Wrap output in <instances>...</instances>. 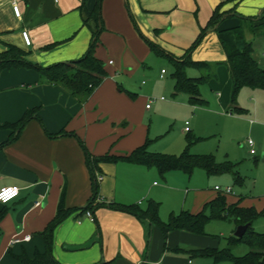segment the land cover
I'll list each match as a JSON object with an SVG mask.
<instances>
[{
	"label": "crops",
	"instance_id": "crops-1",
	"mask_svg": "<svg viewBox=\"0 0 264 264\" xmlns=\"http://www.w3.org/2000/svg\"><path fill=\"white\" fill-rule=\"evenodd\" d=\"M13 2L21 8V19L13 12ZM99 4L100 22L89 18ZM216 12L222 14L219 23L209 27L203 41L189 55L194 62L215 68L209 76L198 67L187 68V74L192 78L205 76L204 84L219 91L216 100L220 107L228 109L232 79L221 41L225 39L242 49L248 41L245 36L238 40L234 29H242L244 22L252 28L263 27L264 0H0V53L13 45L26 52L28 62L42 67L76 61L87 52L101 25L102 48L108 47V52H103L99 44L96 57L118 58L114 63H104L106 68L113 66L112 74L108 73L84 103L64 88L43 82L35 70H0V145L12 135L4 125L17 122L32 109H37L39 117L29 122L14 141L0 148V189L20 188L17 199L0 202V212H6L0 222V264H19L10 250L14 255L25 250L30 256L36 250L45 251L39 233L55 216L64 183L67 207H85L92 197L86 155L76 137L60 133H75L92 156L131 153L141 143L126 137V120H131L126 89L118 90L116 79L154 62L153 55L171 64L172 59H184ZM22 31L29 33L30 46L25 44ZM152 46L163 54L156 53ZM256 59L264 61V54ZM196 72L201 75L195 77ZM167 74H161V79L165 80ZM111 163L101 164L97 173V179L102 177L98 179L99 194L93 209L87 211L94 220L79 210L55 231L53 252L61 264H214L191 252L221 249L220 242L207 231L206 235H197L174 230L165 237L149 219L111 209L112 203L145 208V201L151 198L142 184L148 167L124 161ZM38 202L40 206H36ZM234 225L231 236L237 229ZM28 235L30 241L12 244L15 237Z\"/></svg>",
	"mask_w": 264,
	"mask_h": 264
},
{
	"label": "rangeland",
	"instance_id": "rangeland-1",
	"mask_svg": "<svg viewBox=\"0 0 264 264\" xmlns=\"http://www.w3.org/2000/svg\"><path fill=\"white\" fill-rule=\"evenodd\" d=\"M242 32L247 41L253 44L254 56L260 59L264 54V26L256 29L244 22ZM99 44L102 48V37ZM101 50L108 52V47L104 46ZM152 57L154 62L146 63L137 73L126 72L116 79V84L119 85L117 89H126V108L131 119L126 120V137L140 142L138 147L149 141V151L154 154L180 156L189 149L194 155L213 156L217 163L239 164L238 170L244 179L241 187L235 183L232 174L209 176L200 167L195 168L191 175L183 171H171L166 176L161 175L155 167L146 168L142 184L148 189L151 198L159 203L161 220L167 222L173 213H199L204 208L210 215L211 211L206 205L219 195L216 186L233 189L235 195L226 196L228 204L238 202L243 196V207L264 211V89H241L237 105L248 110L247 115L227 113V109L220 107L216 100L219 91H214L207 84L200 87L201 97L208 104L194 106L190 103L188 94H175L173 65L166 59L155 55ZM100 59L105 64L109 60L113 63L118 61L116 56L108 57V60ZM259 64L264 69V61L261 60ZM112 68L113 66L106 68L109 76ZM134 68L136 67H130ZM163 70L168 72L165 80L161 79ZM200 75V72L195 73V77ZM140 96H148L151 101L143 100ZM162 97L164 101L160 100ZM148 104L152 107L151 110H146ZM186 127L189 132H186ZM249 140L254 143L252 148L247 144ZM251 149L255 150V155L250 153ZM148 200L145 201L146 205ZM234 224L230 218L212 220L207 224L206 231L224 249L231 245L229 237ZM253 229L264 233V216L254 222ZM233 251L236 256H244L250 251V247L245 243H238L234 245Z\"/></svg>",
	"mask_w": 264,
	"mask_h": 264
},
{
	"label": "trees",
	"instance_id": "trees-1",
	"mask_svg": "<svg viewBox=\"0 0 264 264\" xmlns=\"http://www.w3.org/2000/svg\"><path fill=\"white\" fill-rule=\"evenodd\" d=\"M101 1V0H100ZM222 14L214 13L208 27L202 29L195 43L188 49L184 59H172L174 67L173 78L175 80L176 93H186L189 96L190 103L194 106L207 105L201 97L200 86L206 82V77L192 78L187 74V68L198 67L209 76L213 72V65L205 62H194L189 56L194 49L203 41L209 27L216 26ZM89 18L100 22V4L97 9L89 13ZM262 20L264 18L262 17ZM103 27L100 25L98 30L93 34L91 44L87 52L78 60L71 62H62L42 67L37 64H32L26 60V52L22 49L8 45L7 50L0 53V70H11L15 68H27L38 72L42 81L64 88L68 93L76 98L81 103L86 102L92 94L99 88L108 78L106 66L102 60L96 57V48L100 42V35ZM234 32L238 40H244L242 29L236 28ZM222 46L227 55L226 66L232 79L231 103L227 112L239 115L247 114V110L237 105V98L242 88L250 87L252 89H264V69L254 56L253 44L245 42L242 49L235 44L222 39ZM49 47V46H48ZM152 49L163 54L152 46ZM34 118L39 119L37 109L27 111L23 117L15 123H8L4 128L12 130L11 138L0 148L14 141L24 130V128ZM48 135L53 136L48 133ZM60 135H69L76 137L86 155V164L91 175L92 197L87 205L82 208H69L66 205L67 184L64 183L60 198L58 201L57 211L53 219L47 224L46 228L39 233L40 237L45 242V251L38 250L30 256L25 250L19 255H14L12 250L10 254L19 262V264H61L54 256L53 244L54 235L58 226L64 222L73 213L82 210L87 212L93 209L96 204L99 194V182L97 173L101 170L100 165L103 163L124 161L129 164L142 165L148 168L155 167L161 175L165 176L171 171H183L191 175L197 167L203 168L209 176L220 174H232L236 184L243 187L244 179L238 170L239 164L230 162L217 163L213 156H198L190 153V150H185L180 156H166L154 154L149 151V141L144 145L136 148L131 153L126 155L105 154L102 156H92L85 143L75 134L63 131ZM226 194L219 195L206 205L211 211L208 215L206 208L199 213H190L183 211L180 214H171L167 222H163L159 216V203L154 200H149L145 208L140 205H123L112 203L109 207L113 210L123 211L132 214L138 218L149 219L152 223L158 225L166 237L169 232L174 230H185L197 235H206V226L212 220L231 219L236 226L249 225V228L243 238L230 236L231 245L224 249H201L193 250L192 255L209 258L214 264H264V233L256 232L253 229L254 222L261 216H264V211L258 212L254 207H243L241 196L237 203L228 204ZM6 212H0V222L4 218ZM245 243L250 247V251L244 256H236L234 254V245Z\"/></svg>",
	"mask_w": 264,
	"mask_h": 264
},
{
	"label": "built area",
	"instance_id": "built-area-1",
	"mask_svg": "<svg viewBox=\"0 0 264 264\" xmlns=\"http://www.w3.org/2000/svg\"><path fill=\"white\" fill-rule=\"evenodd\" d=\"M55 1L58 2V0H55ZM12 7H13V12H14L15 16L17 18L21 19L22 11H21V8H20L19 4L17 2H13ZM22 37H23V40H24L25 44L27 46H30L31 43H32V40H31V37H30L29 33L27 31H22ZM110 64H112V62H110ZM165 72L166 71L163 70L162 74L164 75ZM161 99L164 100L163 97ZM146 107H147V109L151 108L150 104H148ZM186 125H188V122L186 123ZM186 132H189V128L188 127H186ZM248 145L252 148L253 145H254L253 141L249 140L248 141ZM250 153L252 155L256 154L254 149H251ZM98 179L100 181V180H102V177L100 176V177H98ZM216 190L219 193L226 194V195L234 194L233 189L230 188V187H228L226 189H221L219 187H216ZM19 196H20V188L19 187L13 186V187H4V188L0 189V202H2L4 204H7V203L17 199ZM40 205H41L40 202L36 203V206H40ZM87 216L92 221L94 220L93 214L91 212H87ZM30 239H31V237L29 235L25 236L24 238L15 237L12 240V244H18V243L30 241Z\"/></svg>",
	"mask_w": 264,
	"mask_h": 264
},
{
	"label": "water",
	"instance_id": "water-1",
	"mask_svg": "<svg viewBox=\"0 0 264 264\" xmlns=\"http://www.w3.org/2000/svg\"><path fill=\"white\" fill-rule=\"evenodd\" d=\"M248 228H249V225H240V226H238L237 229H236V232H235V237L243 238L244 235L246 234Z\"/></svg>",
	"mask_w": 264,
	"mask_h": 264
}]
</instances>
